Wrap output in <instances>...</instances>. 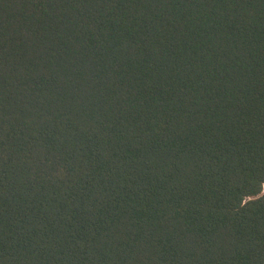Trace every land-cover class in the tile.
<instances>
[{
    "label": "trees",
    "instance_id": "1",
    "mask_svg": "<svg viewBox=\"0 0 264 264\" xmlns=\"http://www.w3.org/2000/svg\"><path fill=\"white\" fill-rule=\"evenodd\" d=\"M0 264H264V0H0Z\"/></svg>",
    "mask_w": 264,
    "mask_h": 264
}]
</instances>
